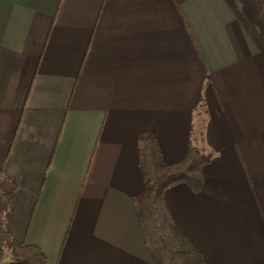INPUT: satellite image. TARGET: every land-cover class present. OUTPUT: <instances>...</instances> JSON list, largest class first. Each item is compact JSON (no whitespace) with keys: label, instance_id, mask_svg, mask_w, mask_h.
<instances>
[{"label":"crops","instance_id":"0c3cea01","mask_svg":"<svg viewBox=\"0 0 264 264\" xmlns=\"http://www.w3.org/2000/svg\"><path fill=\"white\" fill-rule=\"evenodd\" d=\"M211 154L172 220L206 264H264V29L254 0H0L6 227L45 264H155L137 135Z\"/></svg>","mask_w":264,"mask_h":264},{"label":"trees","instance_id":"16d2710c","mask_svg":"<svg viewBox=\"0 0 264 264\" xmlns=\"http://www.w3.org/2000/svg\"><path fill=\"white\" fill-rule=\"evenodd\" d=\"M254 1L264 29V0ZM136 143L142 188L131 200L145 249L155 264H206L172 220L163 192L179 183L197 192L201 167L211 154L190 145L183 158L165 163L151 132L138 134ZM13 191L12 181L0 171V264H45L38 246L16 241L6 227Z\"/></svg>","mask_w":264,"mask_h":264}]
</instances>
